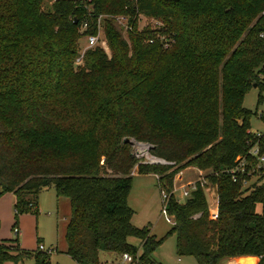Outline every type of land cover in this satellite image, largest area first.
Returning a JSON list of instances; mask_svg holds the SVG:
<instances>
[{
    "label": "trees",
    "instance_id": "16d2710c",
    "mask_svg": "<svg viewBox=\"0 0 264 264\" xmlns=\"http://www.w3.org/2000/svg\"><path fill=\"white\" fill-rule=\"evenodd\" d=\"M103 13L127 17L129 42L103 18L109 50L80 53ZM138 14L160 25L139 29ZM253 82L264 87V0H0V193H14L17 212L37 211L45 188L68 197L64 251L75 264L138 247L151 264L162 238L131 222L132 169L157 174L167 191L180 169H208L215 218L200 185L169 197L177 255L219 264L250 254L261 264L264 172H229L243 155L254 160L256 140L264 150L243 105ZM132 140L171 163L140 161ZM25 255L50 264L46 250L0 241V264Z\"/></svg>",
    "mask_w": 264,
    "mask_h": 264
},
{
    "label": "rangeland",
    "instance_id": "374dc122",
    "mask_svg": "<svg viewBox=\"0 0 264 264\" xmlns=\"http://www.w3.org/2000/svg\"><path fill=\"white\" fill-rule=\"evenodd\" d=\"M51 1L44 0V5H49ZM103 18L112 20V23L120 30L121 36L129 42L128 27L126 26L127 17H122L121 13H103L100 14V19L98 20L95 32L97 42L93 46H101L105 50H109L103 31ZM145 25H150L151 27L158 26L160 25V20L138 14L137 28L141 29ZM88 47L90 46L86 43L85 35L81 36L80 53H83ZM258 98H260V101H258ZM243 105L252 111L249 117L250 128L264 133V87L252 86L247 90L243 97ZM133 142L135 145L134 150L147 147L146 151L137 154L135 152L140 161L154 159V163L157 164L170 161L153 155L149 151L152 146L151 144L142 141ZM206 170L208 169H202V172H206ZM183 173L184 179L182 180L191 179L188 171H183ZM256 177L252 176L251 180H255ZM194 179L196 178L192 177L191 180ZM250 181L243 185H248ZM178 182V185L182 184ZM210 187L211 185H209L208 189H205L209 204L213 202L212 188ZM128 194V204L133 209L131 222L138 227H148L153 231L156 238H162L159 245L151 253V264H159L158 262H162L163 264H185L187 258L180 257L181 260L177 261L174 233H167L172 224H170L164 211H162V199L158 181L153 176L132 177ZM176 194H179V190L176 191ZM13 196L11 191L0 193V241L2 239H14L16 242L18 241V245L21 248L34 251L39 243L38 240H40L45 246H52L53 251L49 253L50 264H75L70 255L64 251L65 218L67 220L69 215L68 197L64 195L57 196L53 187L45 188L40 190L36 196L38 202L36 206L37 211L35 208H32L27 211L17 212L15 211ZM131 242L138 244L139 240L132 236ZM7 246L11 249L13 248L11 242L7 243ZM12 251L16 252L17 250L12 249ZM120 256L121 253H117L111 259L112 255L109 250L102 249L99 251V258L107 264L110 261L112 264H120L122 262ZM241 261L240 258L237 259V262L241 263ZM4 264H34V257L33 255L19 256L15 260H6Z\"/></svg>",
    "mask_w": 264,
    "mask_h": 264
},
{
    "label": "built area",
    "instance_id": "2783aa9c",
    "mask_svg": "<svg viewBox=\"0 0 264 264\" xmlns=\"http://www.w3.org/2000/svg\"><path fill=\"white\" fill-rule=\"evenodd\" d=\"M124 17V16H122ZM100 19V14L97 18V26H98V20ZM86 27V22H84L82 24L81 28H85ZM82 29V30H83ZM85 39H86V43L88 46H93L96 44L97 42V35L96 33L93 32H89L87 34H85ZM256 136H260L261 134H263V132H260L258 130H252ZM147 150V147H145ZM145 150V151H146ZM136 154L138 153L137 150H135ZM248 154L254 158L249 160L247 162L246 160V156H241L238 158L237 163L235 164V166H233L232 168L229 169V172H231L232 178L235 179V174L236 172H240V173H246L249 174L250 176H257L259 173L264 172V150H262L260 148V144L259 141L256 140L248 149ZM151 162H155L154 159L149 160ZM163 161V160H162ZM165 163H171V161H165ZM248 182L246 179L242 180V183H246ZM159 185V191H160V195H161V199H162V211H164L167 220L170 223H173V219L170 215H168L167 211H166V207H167V203L169 200V197L172 195L177 201L180 200H185L187 197L190 196L191 190L196 188L197 185H200L205 189L209 188L210 183L208 182V180L205 178L204 174H199L197 176L196 179L194 180H190L189 182H187L184 185H181L179 187H177L174 183L172 185V188L167 191L165 190V188H163L162 186H160V183L158 182ZM211 188V187H210ZM179 190V194H176V191ZM212 195H213V191H212ZM213 197L215 198V196L213 195ZM216 199V198H215ZM217 200V199H216ZM210 209V216L215 218L217 215V209H213L211 207H209ZM38 249L41 250H46L49 253H51L52 250V246H45L42 242H39L37 245ZM139 249L140 247L137 248L136 252L134 254L128 252V251H124L121 253V260L123 264H150L149 262H142L139 258ZM101 264V263H98ZM261 264H264L261 263Z\"/></svg>",
    "mask_w": 264,
    "mask_h": 264
},
{
    "label": "crops",
    "instance_id": "0c3cea01",
    "mask_svg": "<svg viewBox=\"0 0 264 264\" xmlns=\"http://www.w3.org/2000/svg\"><path fill=\"white\" fill-rule=\"evenodd\" d=\"M251 129V128H250ZM252 130V129H251ZM183 171H188L189 175L191 176V179L192 177L194 178H197V176L199 174H204L205 172H202V169H199L195 166H186L182 169H180L177 173H175L174 175V178H173V183L179 187L181 185H184L186 184L187 182H189L191 179H186L185 181L182 180L184 179V173ZM132 174H133V178H138V177H146V176H153L156 180H157V174L155 173H138L136 168L134 167L132 169ZM177 181H179L178 183H182L181 185H178L177 184ZM181 181V182H180ZM12 195H14L13 192H11ZM129 195V194H128ZM212 198H213V202L211 204H209V207L213 208V209H217V200L213 197L212 195ZM12 199L15 200V195L12 197ZM208 199V198H207ZM127 202L128 201V196H127ZM209 203V202H208ZM132 208V207H131ZM259 208V207H258ZM65 224H66V218H65ZM171 224V223H170ZM151 233H153V231L151 229H149ZM131 237L132 236H129L128 237V241L131 242ZM40 242V241H39ZM132 243V242H131ZM134 244H137V243H134ZM139 244V243H138ZM51 246V245H50ZM102 250V249H100ZM112 257L111 259H113V257L117 254V252H114V251H110ZM180 257H183V258H187V261H185V264H196L194 258L192 256H179L177 255V261H180L181 258ZM243 258V257H252V260L251 261H247V260H242L241 263L237 262V259L239 258ZM110 259V260H111ZM259 261V256H256V255H250V254H246V255H234V256H228V257H225L223 259H221L219 261V264H257ZM99 262L101 264L105 263L107 264L104 260H101L99 258ZM111 263V261L109 262V264ZM159 264H163L162 262H158ZM112 264V263H111ZM120 264H123L122 262Z\"/></svg>",
    "mask_w": 264,
    "mask_h": 264
},
{
    "label": "water",
    "instance_id": "95a60500",
    "mask_svg": "<svg viewBox=\"0 0 264 264\" xmlns=\"http://www.w3.org/2000/svg\"><path fill=\"white\" fill-rule=\"evenodd\" d=\"M252 86H256V82H253ZM145 150H146V148L143 147V148L137 149V152L140 153V152L145 151Z\"/></svg>",
    "mask_w": 264,
    "mask_h": 264
}]
</instances>
